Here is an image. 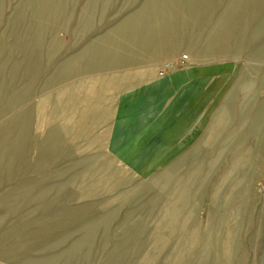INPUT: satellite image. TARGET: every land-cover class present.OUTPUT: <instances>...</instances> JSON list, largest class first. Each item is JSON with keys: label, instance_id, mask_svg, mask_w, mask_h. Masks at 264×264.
Listing matches in <instances>:
<instances>
[{"label": "rangeland", "instance_id": "rangeland-1", "mask_svg": "<svg viewBox=\"0 0 264 264\" xmlns=\"http://www.w3.org/2000/svg\"><path fill=\"white\" fill-rule=\"evenodd\" d=\"M0 264H264V0H0Z\"/></svg>", "mask_w": 264, "mask_h": 264}, {"label": "built area", "instance_id": "built-area-1", "mask_svg": "<svg viewBox=\"0 0 264 264\" xmlns=\"http://www.w3.org/2000/svg\"><path fill=\"white\" fill-rule=\"evenodd\" d=\"M187 60H188V57H184V58H183V61H187ZM168 67H170V65H169V64H168V65H166L165 69H166V68H168Z\"/></svg>", "mask_w": 264, "mask_h": 264}]
</instances>
